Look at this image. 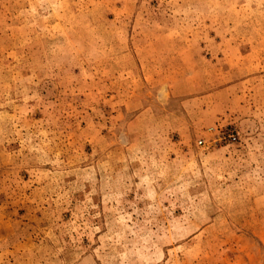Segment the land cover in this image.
I'll use <instances>...</instances> for the list:
<instances>
[{
    "label": "rangeland",
    "instance_id": "1",
    "mask_svg": "<svg viewBox=\"0 0 264 264\" xmlns=\"http://www.w3.org/2000/svg\"><path fill=\"white\" fill-rule=\"evenodd\" d=\"M0 264H264V0H0Z\"/></svg>",
    "mask_w": 264,
    "mask_h": 264
}]
</instances>
